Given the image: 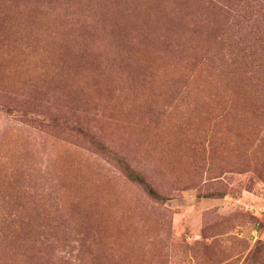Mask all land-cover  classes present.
<instances>
[{"label": "rangeland", "instance_id": "1", "mask_svg": "<svg viewBox=\"0 0 264 264\" xmlns=\"http://www.w3.org/2000/svg\"><path fill=\"white\" fill-rule=\"evenodd\" d=\"M0 2L40 19L0 43V264H264V65L200 62L236 25L196 0ZM19 109L84 125L168 198Z\"/></svg>", "mask_w": 264, "mask_h": 264}, {"label": "trees", "instance_id": "2", "mask_svg": "<svg viewBox=\"0 0 264 264\" xmlns=\"http://www.w3.org/2000/svg\"><path fill=\"white\" fill-rule=\"evenodd\" d=\"M4 2V0H2ZM7 0H5L6 2ZM199 5H203L205 8L214 9L217 13L221 14L220 17H225L226 26L228 25L230 29L234 25L237 26V30L233 31L229 34V36H214L212 40L218 44L219 41H223L220 45V50L216 52H211L207 50L200 58V62L204 64L207 68L212 67L219 69L221 74H226L228 77L231 74L240 73L245 74L248 66L252 65L253 60L257 62V66L261 67L264 65V30L259 26L258 31H253L252 26L250 24V20L248 19V14L244 10H236L232 7L231 2L234 0H196ZM231 1V2H229ZM237 1V0H236ZM252 1V2H251ZM248 0L251 5V11L254 12L259 18L262 17L260 12L263 11L264 8V0ZM247 2V3H248ZM1 3V2H0ZM29 9V10H28ZM31 7L24 6L19 7L20 14L14 15L7 14L4 10L1 12L3 16H0V43L8 40L12 35H20L23 31L26 34H29L28 30L22 26V24H28L26 22L19 23L16 19H21L25 15L24 19L27 18L29 20L34 19L36 17L35 12L30 10ZM20 16V17H19ZM10 17V19H9ZM38 18V17H36ZM198 18V16L196 17ZM39 19V18H38ZM40 20V19H39ZM196 23H191L194 25L193 28H196L199 23L197 20H194ZM235 26V28H236ZM198 28L195 30L197 31ZM227 31V30H226ZM199 34L202 33L203 36H200L204 42L207 41V32L198 29ZM25 34V36H27ZM210 43V42H209ZM260 70V69H258ZM243 88L242 96L244 97ZM20 110V117L23 118L26 124L36 123L38 128L41 131H47L46 129H55L60 128L62 126L71 127V129L76 130L81 133L91 144V146L99 153L108 157L115 161L122 172L129 180L133 183H136L142 191L149 196L151 199L157 201H164L168 198V196L161 192L157 187H155L149 179L145 176L143 171L135 168L118 149L112 147L111 145L104 142L94 131L86 128L82 124H73L74 122H68L65 118H56V117H32L29 113H23ZM31 124V125H32ZM211 195V194H207Z\"/></svg>", "mask_w": 264, "mask_h": 264}, {"label": "crops", "instance_id": "3", "mask_svg": "<svg viewBox=\"0 0 264 264\" xmlns=\"http://www.w3.org/2000/svg\"><path fill=\"white\" fill-rule=\"evenodd\" d=\"M253 232H255V231H253Z\"/></svg>", "mask_w": 264, "mask_h": 264}]
</instances>
